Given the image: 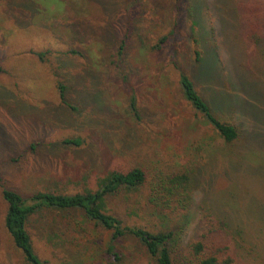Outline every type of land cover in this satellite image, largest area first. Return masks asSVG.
<instances>
[{
  "label": "rangeland",
  "instance_id": "obj_1",
  "mask_svg": "<svg viewBox=\"0 0 264 264\" xmlns=\"http://www.w3.org/2000/svg\"><path fill=\"white\" fill-rule=\"evenodd\" d=\"M179 71L207 99L225 103L229 95L232 120L248 125L251 115L262 125L264 114L252 105L264 102V0H0V264H24L4 227V188L23 199L70 196L96 191L112 171L139 167L149 182L157 172L205 165L222 142L182 100ZM132 91L140 124L127 109ZM238 159L231 184L224 178L209 192L195 190L185 210L168 213L166 226L185 224L188 238L200 203L210 200L231 218L252 219L241 195L264 183L261 140ZM147 188L108 197L106 210L127 225L153 223ZM27 229L47 264H145L129 238L116 242L121 259L113 262L105 253L110 233L76 210L42 211Z\"/></svg>",
  "mask_w": 264,
  "mask_h": 264
},
{
  "label": "trees",
  "instance_id": "obj_2",
  "mask_svg": "<svg viewBox=\"0 0 264 264\" xmlns=\"http://www.w3.org/2000/svg\"><path fill=\"white\" fill-rule=\"evenodd\" d=\"M172 33L173 30L170 31ZM167 38L168 36L161 37L154 49L161 50V45L165 44ZM195 43L198 48L193 50L195 64H204V53L199 51L202 43L198 37ZM126 46V39H122L117 48V55L121 60ZM213 60V65L218 62L216 56H213ZM115 66L118 67L119 63H115ZM236 69L239 72L241 69L245 70L240 60ZM234 72L237 73L236 70ZM121 78L125 83V77ZM196 81L179 71L177 84L182 100L197 118L210 126L222 142L220 148L209 151L205 165L177 172H157L149 182L147 173L139 167L124 172L112 171L99 180L96 191L70 196L38 192L23 199L12 190H2L6 204L4 227L12 243L20 251L24 264H47L33 247L27 229L29 217L42 211L74 210L110 233L105 253L115 263H119L121 259L116 242L129 238L143 249L145 264H264V183L254 187V191L245 189L242 192L241 199L245 208L254 209L252 219L231 218L223 213L215 201L210 200L200 203L198 214L196 213L198 216L192 218V232L188 238L181 235L185 224L169 227L165 224L170 213L178 208L186 209L185 204L195 190L209 192L224 178L231 184L232 174L238 172L242 164L238 158L253 139L261 140L264 145V123L260 125L258 121L255 122L251 115L248 125L232 120L228 115H232L234 104L230 96L227 95L225 99L222 95L225 103H221L214 95L207 99ZM244 82L247 81H241L240 84L243 85ZM220 83L222 84L221 80ZM227 84L232 85V81H227ZM59 88L62 95L63 87ZM220 88L224 90V86L220 85ZM262 104L264 102H260L258 107L252 105L255 112L264 114ZM127 109L134 122L140 124L142 117L133 91L128 98ZM249 125L250 128H246ZM145 186L148 187L146 205L150 207L153 223L127 225L116 214L106 210L108 197L122 191L136 193Z\"/></svg>",
  "mask_w": 264,
  "mask_h": 264
}]
</instances>
